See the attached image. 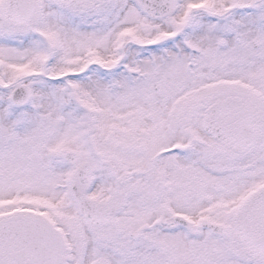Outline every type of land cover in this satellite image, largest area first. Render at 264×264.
I'll list each match as a JSON object with an SVG mask.
<instances>
[{
	"label": "snow or ice",
	"instance_id": "snow-or-ice-1",
	"mask_svg": "<svg viewBox=\"0 0 264 264\" xmlns=\"http://www.w3.org/2000/svg\"><path fill=\"white\" fill-rule=\"evenodd\" d=\"M0 264H264V0H0Z\"/></svg>",
	"mask_w": 264,
	"mask_h": 264
}]
</instances>
